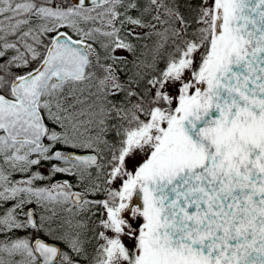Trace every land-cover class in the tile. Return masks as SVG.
I'll return each mask as SVG.
<instances>
[{
  "label": "water",
  "instance_id": "95a60500",
  "mask_svg": "<svg viewBox=\"0 0 264 264\" xmlns=\"http://www.w3.org/2000/svg\"><path fill=\"white\" fill-rule=\"evenodd\" d=\"M211 33L196 96L175 111L170 145L138 174L121 215L145 229L141 264H264V0H215ZM89 62L85 41L57 33L39 65L11 81L12 98L0 94V133L42 147L43 90L52 80H83ZM68 158L97 161L93 153ZM26 220L34 227L31 209ZM32 248L39 264L60 253L39 238Z\"/></svg>",
  "mask_w": 264,
  "mask_h": 264
},
{
  "label": "trees",
  "instance_id": "16d2710c",
  "mask_svg": "<svg viewBox=\"0 0 264 264\" xmlns=\"http://www.w3.org/2000/svg\"><path fill=\"white\" fill-rule=\"evenodd\" d=\"M54 1L0 0V93L11 97V80L39 64L52 36L58 31L87 42L91 56L83 81H52L43 92L40 109L50 126V132L42 148L31 143H14L0 134L3 147L4 141L7 146L4 150L0 145V150L4 151V162L6 156L12 155L15 150L22 152L18 168L4 165V181L11 183V186L19 180L41 185L48 183V175L40 174L39 169L46 167L48 172H52L51 151L54 148L76 150L71 145L58 143L61 131L46 115L52 101L66 104L71 96H80L81 87L83 98L87 97L83 87L94 84L98 95L106 96L109 110L113 101L118 103L120 100L121 105H125V110L119 107L115 116L124 125L121 124L118 132L107 133L102 142L107 143L112 139L108 138L109 135L117 134L121 140H125V136L143 133L147 121L155 118L159 111L166 112L165 97L154 95L152 86L197 49L199 55L193 74L198 77L211 44L210 19L206 26L202 25L205 0H110L92 7L74 6L70 0H57L56 5ZM4 15H8V18H4ZM116 48L123 49L126 55H116ZM70 88H73L71 95ZM111 92L114 93L110 95ZM72 100L74 104V98ZM83 101L86 100L82 99V104ZM166 118L167 127L171 121L170 113ZM54 134L57 135L56 142L53 140ZM82 151L97 153L103 162L109 159L106 146L100 150L93 148ZM123 152L122 147L119 157H115V165ZM23 160L26 164L20 167L19 162ZM75 173L74 170V180ZM24 200H28L25 205L34 206V200L25 198L22 203ZM21 218H16L19 223ZM95 218L92 217V220ZM18 232L23 233V230L19 229ZM68 253L71 255L69 264H99L95 256L86 258L74 250L65 251L63 255ZM132 257H127L129 264H134Z\"/></svg>",
  "mask_w": 264,
  "mask_h": 264
},
{
  "label": "rangeland",
  "instance_id": "374dc122",
  "mask_svg": "<svg viewBox=\"0 0 264 264\" xmlns=\"http://www.w3.org/2000/svg\"><path fill=\"white\" fill-rule=\"evenodd\" d=\"M54 2L56 5L58 4L57 0ZM213 7L214 0H205L202 25L206 26L209 19L212 22ZM4 18H8V15H4ZM111 29L112 27L109 30ZM114 53L126 55V52L121 48H116ZM198 55L199 49L190 53L152 86L154 95L165 97L167 101L166 112L165 110L163 113L159 111L155 118L152 117L147 121L143 133L125 136L123 142L125 150L115 166L116 170L109 175V184L112 188L117 189L119 187L120 189L118 206L115 209L103 210V217H99V224L97 222L96 225L92 217L89 216L92 214L90 208H85L83 211L71 209V216L80 215V217H74L73 221L70 217H61L58 221V227L50 226L42 221L38 229L40 236L58 241L65 249L68 247L69 251L72 249L81 255H85L86 258H94L95 256L99 260V264H128L127 257L132 254L136 259V264H138L143 230L140 227H130L125 220L121 219L120 212L126 209L137 174L156 154L162 152L171 143L172 132L177 125L174 119L175 109L195 95L199 78L193 73ZM94 86L90 83L83 87V91L87 94V97L84 98L81 87L79 97L71 96L74 98V104L70 97L66 104L52 101L48 107L46 115L49 121L61 131L58 138L59 144L71 145L78 151L93 148L100 150L101 142L106 139L107 133L118 132V129L124 125L123 123L121 125L115 116L119 109L125 110V105H121L120 100L117 101L118 103L113 101L112 108L109 110L106 104V96L98 95ZM72 93L73 88H70V95ZM113 93L111 92L110 95ZM82 99L86 100L83 101V104ZM100 103L102 104L100 105ZM99 106L101 108H98ZM168 113H170L171 121L166 127ZM137 118L139 117L137 116ZM112 136L109 135L108 138H112ZM2 143L3 140L0 137V145L5 150L7 148L5 141L4 147ZM104 144L102 142L103 148ZM20 156H22V152L18 153L15 150L12 155L6 156L4 162V151L0 150V264H32L28 262L32 254L28 232H18L19 229L23 230V228L18 225L17 217H11V213L10 217H4V209L1 210L3 203L9 201L10 198L9 194L4 193V165L12 169L18 168ZM19 163L21 164L20 167L26 164L24 160ZM18 182L20 184L27 183L26 180H19ZM40 204L43 203L40 202ZM42 208L43 205H39L38 211L40 213ZM135 212H137L136 208L133 209L134 214ZM14 249L16 250L14 251Z\"/></svg>",
  "mask_w": 264,
  "mask_h": 264
},
{
  "label": "flooded vegetation",
  "instance_id": "af4514ba",
  "mask_svg": "<svg viewBox=\"0 0 264 264\" xmlns=\"http://www.w3.org/2000/svg\"><path fill=\"white\" fill-rule=\"evenodd\" d=\"M53 136V140L56 142L57 135L54 134ZM123 141L117 134L112 136V139L104 144L108 147L107 151L109 155V159L104 162L93 151H78L73 149L63 151L54 148L50 154L52 157V172H48L46 167L39 169L40 174L44 176L48 175L49 181L43 185L26 181V184L24 182L22 184L16 182L11 186V183L4 181V193L9 194L10 198L9 201L3 203L1 210L4 209V217H10V213L12 214L11 217H22L21 222L19 223L17 220V223L21 224L24 227L23 232H28L27 234L29 235L28 240L32 254L28 262L32 264L40 263L32 248V242L39 238L45 242L55 244L60 248L59 256L53 264H69L71 255L69 253L63 255L65 251H69L68 247L64 249L58 241L47 239V237H42L38 234V229L42 221L50 226L58 227V221L61 217H70L72 221L74 217H80V215L71 216V209L83 211L85 208H90L92 214L89 216L97 217L93 219L96 225L99 217H103V210L115 209L118 206L117 202L120 199V189L119 187L117 189L112 188L109 184V175L116 170L114 164L115 157L120 154L122 147L125 150V146L121 145ZM70 152H91L97 157V162L90 165L74 161L68 158ZM74 170L76 171V180L73 177ZM17 187H21V189L19 190ZM74 194H78L79 198L76 200L73 199ZM25 198L34 200V206L30 204L25 205L28 200H24V203H22V200ZM40 202L43 204H40ZM39 205H43L41 213L38 211ZM29 209H31V214L34 218V227L29 226L26 220ZM133 209L130 211L129 217L134 219V223H138L141 220V216L138 211L134 214ZM7 211L8 213H6ZM121 215L122 211L120 212V217ZM74 228L76 229L75 225ZM132 258L136 262L135 257Z\"/></svg>",
  "mask_w": 264,
  "mask_h": 264
}]
</instances>
